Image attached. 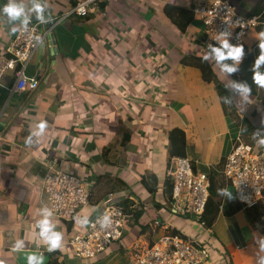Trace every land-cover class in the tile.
Wrapping results in <instances>:
<instances>
[{
    "label": "crops",
    "instance_id": "crops-1",
    "mask_svg": "<svg viewBox=\"0 0 264 264\" xmlns=\"http://www.w3.org/2000/svg\"><path fill=\"white\" fill-rule=\"evenodd\" d=\"M80 1L43 0L46 20L61 22L53 34L57 53L51 57L49 46L48 55L38 53L28 69L39 77V90L12 91V73L0 88V264H27L29 251L43 252L45 264H129L130 246L139 238L151 239L156 221L170 226L171 234L205 241L211 249L208 264H254L257 240L264 237V198L255 207H243L223 175L242 129L226 114L215 83L204 81L194 66L192 57L203 55V22L194 15L181 30L165 11L168 6L191 11L214 0H104L86 17L63 19ZM228 1L243 15L264 18V0ZM18 2L31 8V0ZM8 3L0 0V9ZM20 28L19 21L10 23L0 12V53ZM262 34L261 27L247 34L241 65L251 63L248 54L257 58ZM219 74L231 83V76ZM232 97L251 124L250 140H244L261 149L252 134L264 132V88L246 98ZM40 121L47 122L45 133L25 145ZM176 128L186 133V157L195 172L207 173L217 194L219 189L232 194L231 199L218 194L220 213L210 229L170 209L169 144ZM51 160L77 174L91 194L90 205L76 218L90 221L100 215L110 193L128 202L122 240L96 259L75 256L70 243L87 227L75 219L53 215L63 246L51 253L42 244L37 247L34 225L38 209L48 206L44 180ZM157 234L166 233L159 229ZM17 239L24 240L25 253L11 251Z\"/></svg>",
    "mask_w": 264,
    "mask_h": 264
},
{
    "label": "built area",
    "instance_id": "built-area-1",
    "mask_svg": "<svg viewBox=\"0 0 264 264\" xmlns=\"http://www.w3.org/2000/svg\"><path fill=\"white\" fill-rule=\"evenodd\" d=\"M104 0H82L63 16L86 17L93 13L96 5ZM191 11L204 24L202 45L207 50L209 43L215 45L217 34L229 33V41L234 45H245L247 34L258 28L264 29V18L260 15L241 14L228 0H214L209 4H197ZM61 19L51 23L31 20L28 29H19L11 45L0 53V88H5L3 80L12 73L14 92H36L40 81L28 74V69L39 53L41 45L49 43L54 29ZM44 190L48 206L54 216L72 221L90 205L91 194L82 179L74 173L60 168L57 160L47 162ZM223 175L235 190V198L245 208L257 206L264 198V146L256 150L240 135L228 156ZM169 205L173 214L182 218H194L202 226L211 197V181L204 172H195L193 162L187 157L170 160L167 173ZM124 201L117 193H110L104 202L103 212L90 220L85 231L75 236L71 247L79 259L98 258L114 243L122 240L127 219ZM104 214L110 215L113 223L101 228L95 223ZM94 225V226H93ZM170 226L160 221L152 227L151 239L139 238L130 246L129 264H208L211 249L200 238L169 233ZM165 230L159 236L157 231Z\"/></svg>",
    "mask_w": 264,
    "mask_h": 264
},
{
    "label": "clouds",
    "instance_id": "clouds-1",
    "mask_svg": "<svg viewBox=\"0 0 264 264\" xmlns=\"http://www.w3.org/2000/svg\"><path fill=\"white\" fill-rule=\"evenodd\" d=\"M46 5L43 0H31V8L25 9L23 3H19L18 0H9V3L4 5L0 12L4 14L9 22L19 21L20 26L27 30L28 25L31 22L32 15L41 23L46 22L45 17ZM12 31L15 32L16 28L13 27ZM264 35V34H262ZM217 44L213 45L209 43L207 45V50L202 56V61L212 62L215 67L225 74L229 79L232 74L238 73L240 71V65L245 56V51L243 45H234L229 41V33L224 32L217 34V39L215 40ZM259 55L254 60L251 65L250 71L252 73V81L256 85L264 88V38L259 39ZM231 83L226 86L232 93L238 95L239 97H248L251 93V87L247 81H237L230 79ZM226 103H232L230 97H224ZM47 128L46 121H40L36 125V130L30 132V134L25 137V145H32L36 141L34 137L42 136ZM256 138V142L264 146V132H256L252 134ZM218 194L231 199L232 194L227 192L225 189H219ZM39 219L35 221V235L38 237L37 247L39 248L42 244L45 251L51 253L63 246V233L57 230V225L53 221L54 212L51 208L44 205L38 209ZM75 222L81 227L89 225L90 221L87 216L82 218H74ZM95 223H99L101 228H108L112 225L113 221L110 215L104 214L97 219ZM94 226V225H93ZM258 253L255 256L254 264H264V237H260L257 240ZM15 253H25V242L23 239H17L11 249ZM27 264H45V256L41 251H29L26 252Z\"/></svg>",
    "mask_w": 264,
    "mask_h": 264
},
{
    "label": "trees",
    "instance_id": "trees-1",
    "mask_svg": "<svg viewBox=\"0 0 264 264\" xmlns=\"http://www.w3.org/2000/svg\"><path fill=\"white\" fill-rule=\"evenodd\" d=\"M165 11H166L167 16L170 19L174 20L176 25L181 30H184L188 26V24L193 20V16H194V13L192 11L178 9L172 6L166 7ZM175 15L177 16L175 17ZM180 20L183 23H181ZM201 46L203 50L202 53L204 55L206 50L203 47L202 43H201ZM202 56L192 57L194 61V66L198 67L201 70L204 81L209 82V83H215L216 89L219 95L221 96L222 103L226 111V114L234 117V119L237 121L238 125L242 129L241 136L245 138L246 134L249 133L248 130L251 129V124L246 118L240 116V113L232 97L233 93L231 92V90L226 88L227 83L224 82V80L222 79V76H220L219 68L215 67L214 63L212 62L202 61L201 59ZM248 56L251 57L252 59L250 61L251 63L240 65V71L238 73L232 74L231 79L237 80V81H241V80L247 81V83L251 87L250 94H256L258 85L253 83L252 73L250 71L251 65L253 64L255 58H254V55L250 56V54H248ZM224 97H230L232 103H226L224 101ZM169 156L170 158L171 157L172 158L186 157V133L183 129L176 128L170 132ZM211 181H212L211 197L208 202L206 213L202 220L204 223V227L208 229H210L213 226L215 220L217 219L220 213V206H221V201H219V196L217 192L215 191V189H213V184H214L213 179ZM122 204L126 207V212L128 213V202L124 201Z\"/></svg>",
    "mask_w": 264,
    "mask_h": 264
},
{
    "label": "water",
    "instance_id": "water-1",
    "mask_svg": "<svg viewBox=\"0 0 264 264\" xmlns=\"http://www.w3.org/2000/svg\"><path fill=\"white\" fill-rule=\"evenodd\" d=\"M49 46H51V47H53V48L49 49ZM48 49H49V52H50L51 57L54 56V55L57 53V51H58V49H57V47H56V42H55L53 36L50 38V41H49L48 44L45 43V44L41 45V47H40V49H39V53L42 55V57H45V56L48 55ZM43 62H44V59H43ZM42 67H43V66H42ZM42 67H41V70H42ZM38 78H39V77H37V79H38ZM38 80H39V79H38ZM44 87H45V85H44ZM44 87L42 86V88H44Z\"/></svg>",
    "mask_w": 264,
    "mask_h": 264
},
{
    "label": "rangeland",
    "instance_id": "rangeland-1",
    "mask_svg": "<svg viewBox=\"0 0 264 264\" xmlns=\"http://www.w3.org/2000/svg\"><path fill=\"white\" fill-rule=\"evenodd\" d=\"M258 88H259V86H258ZM240 103H241L243 106H246V102L244 103V102L240 101ZM245 140H246V141H247V140H248V141L250 140L248 135L245 136ZM76 175H77V174H76Z\"/></svg>",
    "mask_w": 264,
    "mask_h": 264
}]
</instances>
